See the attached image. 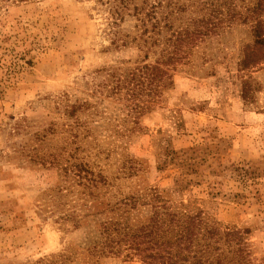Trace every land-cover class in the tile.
I'll return each mask as SVG.
<instances>
[{"label":"rangeland","instance_id":"rangeland-1","mask_svg":"<svg viewBox=\"0 0 264 264\" xmlns=\"http://www.w3.org/2000/svg\"><path fill=\"white\" fill-rule=\"evenodd\" d=\"M131 16L113 26L98 0H0V264H144L129 238L112 251L106 226L168 212L240 231L245 264H264V56L240 66L250 27L223 25L156 97L139 84L163 47L135 41Z\"/></svg>","mask_w":264,"mask_h":264},{"label":"trees","instance_id":"trees-1","mask_svg":"<svg viewBox=\"0 0 264 264\" xmlns=\"http://www.w3.org/2000/svg\"><path fill=\"white\" fill-rule=\"evenodd\" d=\"M216 1L228 5L227 15H231L232 10L235 11L236 6H233L232 0ZM98 2L109 7L113 26H119L125 16L132 12L131 17L137 21L135 28L139 33V38L135 41H143L144 47L151 45L149 50L157 46L163 47L161 59L156 65L143 68L144 79L139 84L143 90L151 85V91L156 97H160L165 89L174 85L173 75L169 74L170 68L175 71L180 65L188 66L193 51L218 36L223 25L226 27L227 24H232L237 17L250 27L254 35V44L246 45L244 49L241 71L257 67L264 56V0H251L244 14L237 16L234 13L228 17L219 6L211 12L209 18L194 11L189 17L197 2L190 5L186 2L164 5L161 0ZM127 45V42H123L121 46ZM250 86L247 81L243 83L245 99L252 97ZM106 232L110 244L113 245L112 251L117 249L114 247L115 237L129 238L126 242L130 246L128 251L134 250L135 256H140L144 264H245L250 256L244 235L240 231L221 232L217 226H204L200 215L155 213L151 222L140 229L134 230L128 225L110 223L106 226ZM121 242L122 238L116 242V247Z\"/></svg>","mask_w":264,"mask_h":264}]
</instances>
